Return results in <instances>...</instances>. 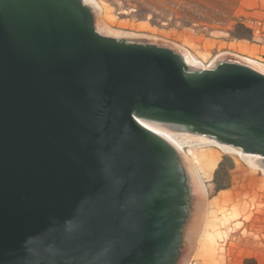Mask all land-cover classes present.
Segmentation results:
<instances>
[{
	"label": "water",
	"instance_id": "95a60500",
	"mask_svg": "<svg viewBox=\"0 0 264 264\" xmlns=\"http://www.w3.org/2000/svg\"><path fill=\"white\" fill-rule=\"evenodd\" d=\"M137 118L264 154V76H187L96 34L80 0H0V264H171L180 170Z\"/></svg>",
	"mask_w": 264,
	"mask_h": 264
},
{
	"label": "rangeland",
	"instance_id": "374dc122",
	"mask_svg": "<svg viewBox=\"0 0 264 264\" xmlns=\"http://www.w3.org/2000/svg\"><path fill=\"white\" fill-rule=\"evenodd\" d=\"M93 1L100 16L91 18L92 26L99 22L111 35L173 43L204 65L230 53L264 69V0ZM239 26L237 34L246 38L233 36ZM137 46L164 49L154 42ZM184 153L205 196L203 223L187 264H264V174L215 145L187 146Z\"/></svg>",
	"mask_w": 264,
	"mask_h": 264
},
{
	"label": "bare ground",
	"instance_id": "6f19581e",
	"mask_svg": "<svg viewBox=\"0 0 264 264\" xmlns=\"http://www.w3.org/2000/svg\"><path fill=\"white\" fill-rule=\"evenodd\" d=\"M80 2L89 12L92 19L100 16L99 8L93 0H80ZM92 19L91 22L94 23ZM92 27L94 32L99 36L117 43L129 45L149 42H154L155 44L161 43L164 49L178 57L183 71L187 76L203 75L206 72L217 71L226 64L242 66L264 76L263 68L230 53L221 54L215 57L209 64L204 65L198 63L192 55L189 53L186 54L173 43L145 37L111 35L102 28V24H99V22H96V28L95 26ZM137 122L143 128L157 136L175 154L180 170L179 192L176 205L179 211V225L177 228L178 244L175 257L171 264H187L195 250L197 236L203 223L205 196L199 174L193 163L184 153L185 147L218 146L225 152L240 155L247 165L259 170L262 174H264V154L249 148L239 138L203 130L190 124L154 118H137Z\"/></svg>",
	"mask_w": 264,
	"mask_h": 264
},
{
	"label": "trees",
	"instance_id": "16d2710c",
	"mask_svg": "<svg viewBox=\"0 0 264 264\" xmlns=\"http://www.w3.org/2000/svg\"><path fill=\"white\" fill-rule=\"evenodd\" d=\"M239 28H243V26H239V27H237V28L235 29V33L233 34V36L236 37V38H240V39H242V38H246L247 36H245V35H242V34L239 35V34H237V31H238ZM244 29H245V28H244ZM221 166H222V163L219 164V166H218V168H217V170H216V173H218V171L220 170ZM217 189H221V187H220V188L217 187Z\"/></svg>",
	"mask_w": 264,
	"mask_h": 264
}]
</instances>
